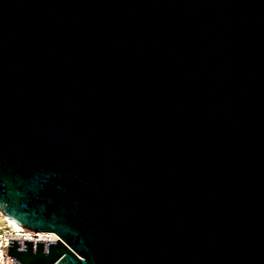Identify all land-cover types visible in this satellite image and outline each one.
<instances>
[{
	"label": "water",
	"instance_id": "1",
	"mask_svg": "<svg viewBox=\"0 0 264 264\" xmlns=\"http://www.w3.org/2000/svg\"><path fill=\"white\" fill-rule=\"evenodd\" d=\"M0 211L60 237L13 264H264V0H0Z\"/></svg>",
	"mask_w": 264,
	"mask_h": 264
},
{
	"label": "built area",
	"instance_id": "2",
	"mask_svg": "<svg viewBox=\"0 0 264 264\" xmlns=\"http://www.w3.org/2000/svg\"><path fill=\"white\" fill-rule=\"evenodd\" d=\"M8 239L60 241L55 232L27 230L0 211V264L16 263L11 255L6 254Z\"/></svg>",
	"mask_w": 264,
	"mask_h": 264
}]
</instances>
